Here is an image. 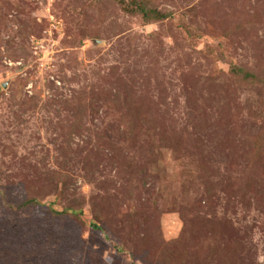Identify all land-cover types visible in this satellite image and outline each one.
Returning <instances> with one entry per match:
<instances>
[{
	"label": "rangeland",
	"instance_id": "rangeland-1",
	"mask_svg": "<svg viewBox=\"0 0 264 264\" xmlns=\"http://www.w3.org/2000/svg\"><path fill=\"white\" fill-rule=\"evenodd\" d=\"M0 264H264V0H0Z\"/></svg>",
	"mask_w": 264,
	"mask_h": 264
},
{
	"label": "trees",
	"instance_id": "trees-1",
	"mask_svg": "<svg viewBox=\"0 0 264 264\" xmlns=\"http://www.w3.org/2000/svg\"><path fill=\"white\" fill-rule=\"evenodd\" d=\"M141 11H143V8L142 7H139Z\"/></svg>",
	"mask_w": 264,
	"mask_h": 264
}]
</instances>
